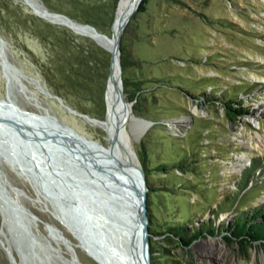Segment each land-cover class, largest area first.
<instances>
[{
  "label": "rangeland",
  "instance_id": "rangeland-1",
  "mask_svg": "<svg viewBox=\"0 0 264 264\" xmlns=\"http://www.w3.org/2000/svg\"><path fill=\"white\" fill-rule=\"evenodd\" d=\"M119 2L0 0V97L9 93L31 114L46 110L107 147L102 127L70 112L53 95L81 113L104 119L110 50L43 18L32 5L42 4L112 36ZM181 2L148 0L147 10L135 13L123 35L129 65L120 61L122 93L131 106L128 120L135 116L151 122L139 136L127 127L128 146L142 169L147 168L153 186L146 198L151 264H263L258 242L241 247L225 235L235 216L264 207V0ZM228 97L243 99L246 111L235 120L225 112ZM182 115L189 117L185 128L169 122ZM145 144L152 149L148 160ZM177 156L185 158L179 166L156 168L160 158L171 164ZM253 161L259 165L251 175L253 186L242 189L243 171ZM0 184L36 216L31 228L47 264H69L66 259L72 255L81 264H100L55 218L47 195L2 158ZM219 203L224 209H217ZM189 218L185 234L206 227L186 245L166 231ZM47 224L58 228L65 241L52 238ZM46 239L52 248L45 247ZM18 262L0 212V264Z\"/></svg>",
  "mask_w": 264,
  "mask_h": 264
},
{
  "label": "water",
  "instance_id": "water-1",
  "mask_svg": "<svg viewBox=\"0 0 264 264\" xmlns=\"http://www.w3.org/2000/svg\"><path fill=\"white\" fill-rule=\"evenodd\" d=\"M141 1L133 0L117 33L113 29L114 46L108 49L112 56L109 75L114 54H120L122 33ZM53 14L79 23L65 14ZM83 24L96 31L94 26ZM5 66L14 73L11 66L7 63ZM6 77L9 79L7 74ZM106 95L107 87L105 102ZM53 96L70 112L98 120L71 108L58 95ZM140 121L151 124L142 118ZM120 129V143L113 146L107 137L109 145L102 147L71 130L46 110L31 114L19 107L9 93L0 97V158L26 176L37 191L47 195L55 218L100 264H151L148 185L142 167L130 162L129 152L133 151L127 143L128 134L123 126ZM0 212L2 224L19 256L16 264H47L31 228L36 216L12 200L1 184ZM46 228L51 237L52 231L61 234L50 224ZM45 247L52 248L47 239ZM66 261L81 264L74 255Z\"/></svg>",
  "mask_w": 264,
  "mask_h": 264
},
{
  "label": "bare ground",
  "instance_id": "bare-ground-1",
  "mask_svg": "<svg viewBox=\"0 0 264 264\" xmlns=\"http://www.w3.org/2000/svg\"><path fill=\"white\" fill-rule=\"evenodd\" d=\"M132 1L133 0H121L119 2L117 7L118 16L114 22V27H113L115 33H117L120 25L122 24L126 10L131 5ZM32 6L43 18L50 20V22L52 20L63 21L65 25L69 26L75 31L76 30L81 31L83 34L92 37L98 44H100L104 48L113 49L114 46L113 36L110 35L103 36L97 30L95 31L91 27L83 23H74L62 16L55 15L53 14V12L43 7L42 4L35 3ZM106 106L108 110V115L104 119H98V120H91L88 118L85 119L99 127H102L106 131L107 137L109 138L110 142L114 143L113 146H116L117 144L120 143L121 126L124 127L126 132H127V127L128 129L130 128L129 130H131L133 134H136L138 136L144 133L146 129L150 126L148 124H144L143 122L140 121L141 118L135 116H132L130 120H128L129 110H131V107L129 108L122 93L120 57L117 53L114 54L113 62H112V71L108 78ZM188 118H189L188 116L182 115L180 117H176L173 120H169V122H172L173 125H175L178 128L180 127L185 128V126H187ZM129 158L132 164L138 167L140 166L138 158L133 152L132 154L131 152H129ZM52 238L64 240L63 235L58 233L57 231H52ZM86 251L88 252V250ZM150 260H151V253H150ZM263 264H264V259H263Z\"/></svg>",
  "mask_w": 264,
  "mask_h": 264
},
{
  "label": "trees",
  "instance_id": "trees-1",
  "mask_svg": "<svg viewBox=\"0 0 264 264\" xmlns=\"http://www.w3.org/2000/svg\"><path fill=\"white\" fill-rule=\"evenodd\" d=\"M147 1L148 0H142L138 9L133 13L131 16L128 24L126 25L124 32L122 33L121 40H120V53H121V64L123 67L129 65L127 61L125 60L124 52H125V46L123 45V35L128 30V26L130 22L135 18V13L137 12H145L147 10ZM172 2H181V0H170ZM89 52H92L90 50ZM61 97V96H60ZM233 103L238 104V106H233ZM243 99L240 97H228L225 99V105H226V114L230 120H235L236 116H238L240 113H243L246 111V109L242 106ZM150 147H146V144L144 145V157L148 160L150 158L151 150ZM185 161L184 156H177L175 161L171 162V164L164 158L159 159V164L156 166L157 169L163 170L168 169L167 166H179ZM151 162V161H150ZM169 163V164H168ZM259 167L257 163L253 161L252 166L248 167L246 170L243 171L242 175V189L244 187L250 186V188L253 186L251 184V175L254 174L255 169ZM144 174L147 180L148 185V192L153 189L152 183L149 181V174L147 171V168L144 167ZM253 181V180H252ZM256 182V181H255ZM240 187V189H241ZM243 195V194H242ZM147 200V204H148ZM218 210L224 209L222 204L219 203L217 206ZM183 216V215H182ZM190 220H183L179 221L177 220V224L174 226H169L166 232L170 233L172 236L177 237L180 241H182L184 244L189 245L191 244L199 234L202 233V229L206 226L200 227L197 230H194L193 232H190L189 234H185V228L184 224L187 223ZM207 228L211 231L213 230L212 226H207ZM231 231L227 235H225V238L228 240L229 243H238L241 247L251 245V243L258 242L263 250H264V207H256L251 213H241L237 216H235L231 222V225L229 227ZM164 233V232H163ZM151 258L153 260V254L151 253Z\"/></svg>",
  "mask_w": 264,
  "mask_h": 264
}]
</instances>
